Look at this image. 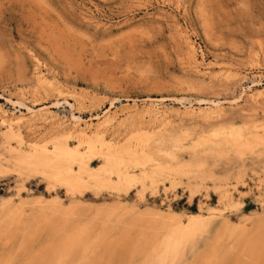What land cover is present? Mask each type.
<instances>
[{
	"label": "rangeland",
	"instance_id": "374dc122",
	"mask_svg": "<svg viewBox=\"0 0 264 264\" xmlns=\"http://www.w3.org/2000/svg\"><path fill=\"white\" fill-rule=\"evenodd\" d=\"M2 201L93 223L94 264L138 239L101 234L134 211L199 219L170 264H197L218 229L216 264H255L222 227L264 234V0H0ZM20 234L0 259L61 239Z\"/></svg>",
	"mask_w": 264,
	"mask_h": 264
},
{
	"label": "bare ground",
	"instance_id": "6f19581e",
	"mask_svg": "<svg viewBox=\"0 0 264 264\" xmlns=\"http://www.w3.org/2000/svg\"><path fill=\"white\" fill-rule=\"evenodd\" d=\"M43 79L41 78L40 80L44 81ZM187 108L189 110V107ZM24 204V201H19L11 207L9 206V201H2L0 203V235H5L8 239L15 233H21V245L19 246L24 248H27L29 243H32L29 242L30 238L40 232H44L48 235L47 237L52 235L61 236V239L55 244L49 237V242L45 243L38 252L33 253L27 261L20 264H48V259L52 256L57 260V264H94L92 246H98L97 244L100 243L101 239L99 241L95 240L100 236L99 234L97 237L98 232L95 236H91L92 233H95L93 232V223L86 222L80 226L70 227L67 222H69V219L75 218L74 211H69L66 214L68 210L64 207H59L56 203L34 207L23 221ZM129 211H132V209ZM124 215L120 212L116 215L112 224L108 222L109 225L102 226L101 234L112 232L124 224L128 230L140 229L138 239L133 243H126L124 240L118 239L117 243H123V246L120 249L109 248L97 264H134L137 262L136 259L144 263L155 259L157 260L155 264H170L175 260L187 238L196 235L200 230V221L195 216H191L187 223H183L178 216L173 214L168 217L156 212L134 211L130 218H125ZM109 216L112 215L109 214ZM104 225H106V222ZM258 227L252 233H248V229L244 225L235 226L233 229H230L226 224L222 227L224 231L235 230L232 232L234 233L232 235H234L235 241L233 248L235 250L233 251H236L241 257V261L242 258L243 260L245 259V263L254 262L257 264L256 262H264V234L258 232ZM121 228L120 232L123 234L124 228ZM149 231L152 232L150 237L147 236ZM221 231V229H218L213 235L210 253L197 256V264L217 263L220 257H218L215 250L219 243ZM44 254L49 256L45 257ZM235 260H239L238 256ZM239 263L241 262H237V264ZM0 264L11 263L0 259Z\"/></svg>",
	"mask_w": 264,
	"mask_h": 264
}]
</instances>
